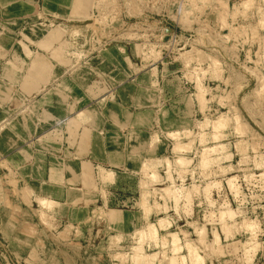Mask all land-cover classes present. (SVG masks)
Here are the masks:
<instances>
[{"label":"rangeland","instance_id":"374dc122","mask_svg":"<svg viewBox=\"0 0 264 264\" xmlns=\"http://www.w3.org/2000/svg\"><path fill=\"white\" fill-rule=\"evenodd\" d=\"M10 2L9 49L28 30L53 34L56 109L90 117L96 158L125 170L115 184L96 164L73 208L36 202L33 216L7 201L14 218L0 223L32 247L0 234V264H264V0ZM35 98L15 97L0 134ZM65 122L29 139L60 166Z\"/></svg>","mask_w":264,"mask_h":264},{"label":"crops","instance_id":"0c3cea01","mask_svg":"<svg viewBox=\"0 0 264 264\" xmlns=\"http://www.w3.org/2000/svg\"><path fill=\"white\" fill-rule=\"evenodd\" d=\"M10 1L13 0H0V17L4 16L8 7L10 12L18 8V2ZM34 31L28 30L19 43L16 41L17 45H14L16 48L12 49H9L13 43L12 37L0 35V118L7 113L8 108L19 107L20 103L14 100L15 97L22 99L36 95V98L27 106L28 111L24 116L29 114L24 117V122H21L22 119L15 121L12 128L0 134V145L4 143L3 153L0 150V165L5 164L3 166L5 175L0 182V188L3 187V190L9 188L13 192L8 198L4 193L0 194L2 220L14 218L12 212L5 207L7 201L18 202L25 206L26 212L33 216L35 215L33 204L36 202L73 208L79 203L88 201L87 199H90L92 195L91 178L96 164L99 172L101 170L105 176L113 175L115 184L120 177L119 170H125L118 163L112 164L103 158H96L94 144L96 134H91V130L88 129L94 125L90 117H83L81 113H76L73 105L67 104L68 102H64V113H59L56 109L59 90L54 87V80L58 77L59 70L54 47L57 40L51 32L44 37H36L31 34H34ZM12 100H14L13 103ZM131 101L138 106L139 97H132ZM193 103L195 104L196 100ZM65 108L67 110H64ZM121 119V116L108 115L102 121L121 122ZM64 121H66V130H63V133L69 140L66 141L70 151L62 152L65 158L60 166L49 161L45 151L42 152L36 147L40 141L34 148L29 143V139ZM8 155H14L19 159L7 161L5 158ZM12 171L16 176L19 175L18 180H13ZM46 171L49 174H46ZM99 181L103 186L112 183ZM17 182L20 189H16L17 195H14ZM17 211L23 213L21 208ZM3 224L4 222L0 223V234L4 240L9 238L13 241L11 244L17 243L19 247L31 249L26 232L22 233L20 230L7 232V225L4 224L2 227ZM14 226L17 229V223ZM34 250L35 248L32 249Z\"/></svg>","mask_w":264,"mask_h":264}]
</instances>
